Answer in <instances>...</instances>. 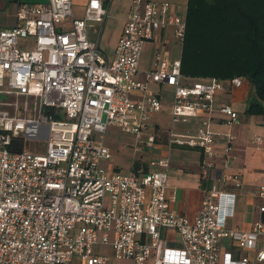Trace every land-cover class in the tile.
<instances>
[{"label": "built area", "instance_id": "built-area-1", "mask_svg": "<svg viewBox=\"0 0 264 264\" xmlns=\"http://www.w3.org/2000/svg\"><path fill=\"white\" fill-rule=\"evenodd\" d=\"M169 8L131 0L108 60L98 37L87 36V26L101 27L106 17L99 0H88L80 19L72 17L70 0H14V25L0 30V264H109V256L93 253L98 245L115 260L145 264L163 229L176 232L180 248L160 251L152 264L264 261V184L251 192L261 201V219L238 230L225 225L235 194L223 185L240 189L241 177L223 173L208 182L215 165L214 135L207 130L214 94L239 88L244 78L191 80L180 73V60L137 78L142 48L155 32L170 27L182 46L185 22ZM149 84L171 89V123L199 124L195 135L168 132L166 139L167 146L201 152V200L191 218L171 209L173 195H165L166 156L150 160L145 171L102 166L110 159L107 128L134 136L135 151L156 146L154 134L143 133L160 110ZM11 96L25 100L23 111L29 101L28 114H19ZM217 110L224 124L237 123L229 105ZM27 142H43L42 151L26 149ZM253 142L264 145V136Z\"/></svg>", "mask_w": 264, "mask_h": 264}, {"label": "crops", "instance_id": "crops-1", "mask_svg": "<svg viewBox=\"0 0 264 264\" xmlns=\"http://www.w3.org/2000/svg\"><path fill=\"white\" fill-rule=\"evenodd\" d=\"M23 1L33 3L44 2V0ZM99 1L106 10V17L101 27L94 24L88 25L87 36L89 39H96L98 37L99 50L110 60L113 56L114 45L120 29L131 12V0ZM149 1L168 3L170 13L184 20L187 0ZM70 2L72 17L80 19L88 0H70ZM6 6H11V12L10 14L7 13L6 16L0 17V19H8L7 24H0V30L14 25V0H1L0 9H5ZM74 10L78 11L77 15L74 14ZM102 35L103 45L107 49V52L99 46ZM142 51L146 53V56L144 59H141L140 54L138 59L139 74L137 78L140 80L142 79V73L158 69L164 63L180 60L181 45L174 40L172 29L168 27L165 30L155 32L152 39L144 44ZM148 90L157 95L160 110L154 116L151 126L143 133H153L156 146L154 148H141V150L135 151L133 147L135 144L139 145L136 143L134 136L120 132L114 128H107L106 131L109 136L107 135L106 139L113 142L110 134L114 131L124 134L130 139V142L126 145L132 149V154L134 155L129 159L112 160V154L120 147H113L104 137L103 142L110 153V159L104 161L102 166L109 171L127 173L134 170L132 165L134 162H137L139 167L147 169L150 160L166 156L168 159V169L165 182V195H173V201L170 203L171 209L187 218H191L197 211L201 200L198 174L201 152L197 147L167 146L166 139L168 132L174 135H195L199 129V124L195 119L171 123V89L161 84H149ZM130 97L136 99L138 95L134 93ZM213 99L214 110L210 114L211 119L207 125V130L214 135L213 150L215 153V165L212 177L208 182L209 184L217 183L216 177H219L223 173L226 175L239 174L242 182L240 189L232 191L230 184L226 183L223 185L224 190H229L235 194L231 213L225 216L224 222L227 227L248 230L253 222L261 219L256 209L261 201L254 198L251 192L255 186L264 184V145L253 142L255 137L264 136V103L257 98L254 88L246 79L242 80L239 88L230 89L226 92H216ZM253 100H257L262 105V113L248 115L244 112L247 103ZM224 104L229 105L236 112V124L229 126L223 123L224 116L217 108ZM227 146L229 150L226 154L225 147ZM225 157L229 158L227 167H223ZM221 210L226 211L224 206L221 207ZM141 239L146 241L145 236H141ZM179 248L180 241L176 232L170 229H163L160 231L158 247L150 249V254L145 264H152L153 259L158 257L160 251L162 254L170 255L172 251ZM125 264L129 263L126 262ZM256 264H264V261Z\"/></svg>", "mask_w": 264, "mask_h": 264}, {"label": "trees", "instance_id": "trees-1", "mask_svg": "<svg viewBox=\"0 0 264 264\" xmlns=\"http://www.w3.org/2000/svg\"><path fill=\"white\" fill-rule=\"evenodd\" d=\"M184 22L182 76L244 78L264 103V0H187ZM262 111L257 100L244 110L248 115ZM132 165L134 171L139 168L137 162Z\"/></svg>", "mask_w": 264, "mask_h": 264}, {"label": "rangeland", "instance_id": "rangeland-1", "mask_svg": "<svg viewBox=\"0 0 264 264\" xmlns=\"http://www.w3.org/2000/svg\"><path fill=\"white\" fill-rule=\"evenodd\" d=\"M10 12H11V6H6L5 9L4 8L0 9V17L6 16L7 13L10 14ZM74 14L77 15L78 11L74 10ZM7 23H8V19L7 18L0 19V24L1 25L7 24ZM99 46L105 52H107V49L103 45V35H102V39L100 41V45ZM145 56H146V53H144L142 51L141 52V59H144ZM8 101L11 102V103H15L16 104L17 110L20 111L19 112L20 115L28 114V112H29V108H28L29 101H26L27 102V107H26L25 111H23V109H22V107L24 105V101H25L23 98H16V97L11 96V97L8 98ZM10 109L13 110L14 109L13 106ZM107 135L109 136L108 132L106 131L105 134H104L105 139L107 138ZM110 138H112L111 140L113 142H111L109 139H106L107 142L111 143L110 145H112L113 147H116V146L120 147L116 152H114L112 154V158H111L112 160L119 161L121 159L123 160V159L132 158L131 156L134 155V154H132V149L128 145H126L128 142H130V139L127 136H125L124 134H120V132H118V131L117 132L114 131L113 133L110 134ZM39 143H40V145H38V144L35 145L32 142H27L25 144V148L28 149V150H31V151H42L43 142H39ZM144 154H146V153H144ZM93 253L94 254H100V255L109 256V264H125L126 263V261H123V260H114L111 257L109 248L107 246L98 245V246L93 248Z\"/></svg>", "mask_w": 264, "mask_h": 264}]
</instances>
